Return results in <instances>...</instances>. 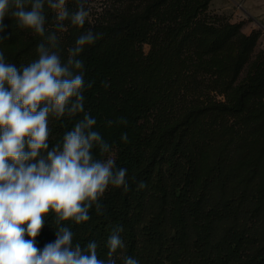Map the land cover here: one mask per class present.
<instances>
[{"label":"trees","instance_id":"1","mask_svg":"<svg viewBox=\"0 0 264 264\" xmlns=\"http://www.w3.org/2000/svg\"><path fill=\"white\" fill-rule=\"evenodd\" d=\"M81 1L66 0L69 19L57 21L44 0L43 36L21 29L11 9L0 51L23 67L43 44L67 63L82 33L98 36L76 57L83 69H72L84 73V112L49 114L48 150L87 114L110 146L102 154L94 145L93 158L106 161L114 150L127 188L110 185L81 224L57 225L49 213L36 246L68 227L73 246L95 242L107 264V239L122 228L115 264H264V53L250 61L258 33L207 16L210 0H123L78 28L71 14Z\"/></svg>","mask_w":264,"mask_h":264},{"label":"clouds","instance_id":"2","mask_svg":"<svg viewBox=\"0 0 264 264\" xmlns=\"http://www.w3.org/2000/svg\"><path fill=\"white\" fill-rule=\"evenodd\" d=\"M26 2L0 0V34L14 8L11 15L21 29L44 35V0H30V8ZM47 4L57 21L69 19L66 0H47ZM88 15L80 4L71 14V24L83 28ZM49 39L55 42L54 35ZM97 39L92 31L82 33L69 50L67 63L43 44L37 47L38 59L23 67L7 63L0 51V264H105L98 258L95 242L86 251L80 244L73 246L68 227H58L55 241L42 250L36 246L49 213L55 214L57 225L64 221L81 224L90 219L93 203L100 208L98 202L110 185L127 188V169H117L113 158L103 162L93 158L94 145H99L102 154L110 146L91 130L96 120L87 114L63 136L62 147L48 150L49 114L59 118L66 109L70 114L84 112V73L74 74L72 69H83L76 57ZM122 139L126 141L127 135L122 134ZM119 231L123 229L107 239V264H115L111 257L124 247ZM124 264L138 261L125 257Z\"/></svg>","mask_w":264,"mask_h":264},{"label":"rangeland","instance_id":"3","mask_svg":"<svg viewBox=\"0 0 264 264\" xmlns=\"http://www.w3.org/2000/svg\"><path fill=\"white\" fill-rule=\"evenodd\" d=\"M85 10L89 12L88 19L99 16L107 8L120 5L123 0H82ZM210 18L228 21L232 24H240V30L244 34L258 33L256 45L251 53L250 61H254L257 55L264 53V0H210L206 10ZM144 50L148 53L151 50V44L146 42ZM242 72L239 80L244 76ZM205 82H212L214 75L208 71L199 74ZM211 97L216 101H224L225 94L212 91ZM115 151L108 154L109 158L114 157Z\"/></svg>","mask_w":264,"mask_h":264}]
</instances>
